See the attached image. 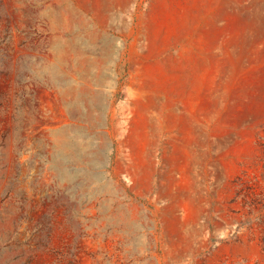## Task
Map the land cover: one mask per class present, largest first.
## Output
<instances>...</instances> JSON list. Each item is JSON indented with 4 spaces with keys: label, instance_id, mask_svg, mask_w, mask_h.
Returning <instances> with one entry per match:
<instances>
[{
    "label": "rangeland",
    "instance_id": "obj_1",
    "mask_svg": "<svg viewBox=\"0 0 264 264\" xmlns=\"http://www.w3.org/2000/svg\"><path fill=\"white\" fill-rule=\"evenodd\" d=\"M0 264H264V0H0Z\"/></svg>",
    "mask_w": 264,
    "mask_h": 264
}]
</instances>
